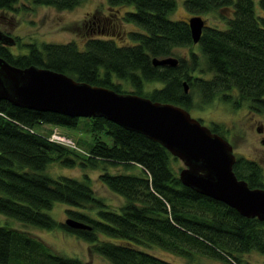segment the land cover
Masks as SVG:
<instances>
[{
    "label": "trees",
    "instance_id": "16d2710c",
    "mask_svg": "<svg viewBox=\"0 0 264 264\" xmlns=\"http://www.w3.org/2000/svg\"><path fill=\"white\" fill-rule=\"evenodd\" d=\"M29 1L65 10L81 0ZM254 1L183 0L190 16L218 11L224 23L204 22L192 43L186 19L168 16L174 0H106L117 14V7H126L119 16L115 13L117 22L135 27L127 32L126 40L105 32L89 35L80 45L73 39L37 46L30 42L25 54L15 56L0 44V56L16 67L50 68L80 82L138 93L188 111L215 99L236 109L245 105L260 112L264 111V0H256V10ZM16 2L0 0V8H13ZM220 9L226 12L221 14ZM180 46L188 47L186 55L173 49ZM167 55L177 58L174 66L152 65L151 58ZM123 81L131 90L121 89ZM44 123L78 127L88 133V141L79 140L87 155L32 131L34 124ZM209 128L223 135L220 124L211 122ZM100 134H107L109 140ZM235 156V175L251 188H264L260 164ZM53 162L82 170L98 168L96 179L121 196L123 203L116 210L107 207L95 196L87 173L52 177L46 168ZM177 164L176 157L159 142L104 117H69L18 107L0 98L1 215L74 233L110 264H192L196 255L223 264H254L241 255L251 250L264 254V221L243 217L231 206L183 185L177 177ZM108 165L120 169L110 171ZM55 201L67 204V216L88 228L53 220L44 210ZM153 247L185 262L160 257L163 252L148 250ZM0 264L97 263L54 253L37 237L0 224Z\"/></svg>",
    "mask_w": 264,
    "mask_h": 264
},
{
    "label": "water",
    "instance_id": "95a60500",
    "mask_svg": "<svg viewBox=\"0 0 264 264\" xmlns=\"http://www.w3.org/2000/svg\"><path fill=\"white\" fill-rule=\"evenodd\" d=\"M186 22L192 43L204 26L199 15L188 16ZM14 44L13 37L0 31V44ZM171 55L151 58L153 64L174 66ZM187 85L183 83V91ZM0 98L27 109L48 110L72 116H101L122 128L148 136L181 161L179 182L201 195L231 206L243 217L264 221V188H251L238 178L232 164L235 155L222 135L212 131L181 105L152 101L130 91L78 81L64 72L29 64L14 66L0 56ZM64 224L88 226L66 217Z\"/></svg>",
    "mask_w": 264,
    "mask_h": 264
},
{
    "label": "rangeland",
    "instance_id": "374dc122",
    "mask_svg": "<svg viewBox=\"0 0 264 264\" xmlns=\"http://www.w3.org/2000/svg\"><path fill=\"white\" fill-rule=\"evenodd\" d=\"M175 7L168 14L170 19H186L190 13L183 7V0H174ZM256 0L254 1V8L257 9ZM115 10L106 5V0H81L76 6H72L67 9L53 8L51 5L44 6L43 4H32L29 0H17L14 3V7L10 9L1 10L0 8V31L13 37L15 43L7 45L8 49L15 56L17 53H26L28 43H34L35 46L44 43L67 42L73 39L77 45L89 35H103L107 33H116L119 36V40L127 39V32H130L135 27L133 24L126 21H116L115 13L119 14L125 9L124 6H119ZM217 12L212 14L203 13L200 17L206 24H217L223 26L221 22L222 18H218ZM221 14H224L225 9L219 10ZM100 27V28H99ZM115 34V35H116ZM188 47H176L173 48L176 53L184 56L187 54ZM121 89L131 90L128 83L123 81L120 83ZM190 115L199 119L200 122L207 127L211 122L220 124L223 130V137L227 139L231 146V152L239 157H245L249 160H254L260 164L262 178L264 179V111H254L246 108L245 105L240 106L238 109L234 108L230 104H226L221 100H212L207 105L197 110H189ZM80 128L83 127L82 122L79 124ZM78 127L69 128V126L59 124H34L32 131L38 132L39 135L48 137L53 133H58L63 136L62 143L60 145H66L71 150H76L82 155L86 154V148L83 147L79 140H89V135L83 132ZM81 130V131H80ZM55 131V132H54ZM221 135V134H220ZM107 134H100L103 140H109ZM69 143V144H66ZM73 143L78 148H72ZM177 165H182L180 160H177ZM107 168L110 171L116 172L120 168H114L108 165ZM47 172L52 176L56 175H72L73 177L79 176L82 173H87L91 180V185L95 196H99L106 206L118 209L123 203L121 196L115 195L114 192L107 189L97 178L99 169L95 168L85 170L80 169L77 166L73 168L71 166L61 167L58 163L53 162L48 164L46 168ZM69 206L60 201L52 202L49 208L44 210L55 221H64L67 214L66 208ZM0 224L12 226L22 229L33 237H37L43 242V245L49 247L54 253L65 254L66 256L72 255L77 258H81L86 261H93L97 264H110L107 259L95 252H91L88 249V244L80 237H77L74 233L64 232V230L56 227L55 229L43 228L41 226H33L32 224H23L21 221L12 218L9 215L0 214ZM150 252L158 254L160 251L155 248H148ZM161 251L160 253H162ZM160 257L170 259L171 261L184 263L185 260L180 256L172 255L169 252H163L158 254ZM245 260H249L254 264L264 262V254L254 252L251 250L249 253L242 254ZM192 264H223L221 261L212 260V258L201 257L196 255Z\"/></svg>",
    "mask_w": 264,
    "mask_h": 264
},
{
    "label": "built area",
    "instance_id": "2783aa9c",
    "mask_svg": "<svg viewBox=\"0 0 264 264\" xmlns=\"http://www.w3.org/2000/svg\"><path fill=\"white\" fill-rule=\"evenodd\" d=\"M55 132V131H54ZM50 140H55V141H58V142H60V143H62V139L64 138L63 136H60L57 132L56 133H53L52 134V136H51V138H50V136L48 137ZM60 138H62V139H60ZM66 144H69V143H66ZM70 145V144H69ZM72 148H78V146H76L74 143H73V145L71 146Z\"/></svg>",
    "mask_w": 264,
    "mask_h": 264
},
{
    "label": "flooded vegetation",
    "instance_id": "af4514ba",
    "mask_svg": "<svg viewBox=\"0 0 264 264\" xmlns=\"http://www.w3.org/2000/svg\"><path fill=\"white\" fill-rule=\"evenodd\" d=\"M2 45V44H1ZM3 47H5L6 48V46H4V45H2ZM210 126V125H209ZM235 155V154H234ZM235 158H236V156H235ZM176 160H178V159H176ZM178 162V161H177ZM180 166L181 165H179V167H178V170H179V168H180ZM178 172V171H177Z\"/></svg>",
    "mask_w": 264,
    "mask_h": 264
},
{
    "label": "bare ground",
    "instance_id": "6f19581e",
    "mask_svg": "<svg viewBox=\"0 0 264 264\" xmlns=\"http://www.w3.org/2000/svg\"><path fill=\"white\" fill-rule=\"evenodd\" d=\"M14 40V39H13ZM14 43H15V40H14ZM7 45H9V44H7ZM7 45H6V47H7ZM2 58V57H1Z\"/></svg>",
    "mask_w": 264,
    "mask_h": 264
}]
</instances>
